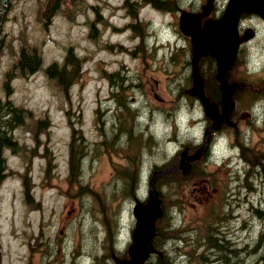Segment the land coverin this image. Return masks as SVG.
Segmentation results:
<instances>
[{
    "label": "rangeland",
    "instance_id": "1",
    "mask_svg": "<svg viewBox=\"0 0 264 264\" xmlns=\"http://www.w3.org/2000/svg\"><path fill=\"white\" fill-rule=\"evenodd\" d=\"M139 1L137 6L136 0H12L3 24L0 99L31 116L12 132L20 151L3 149L10 176L0 186V264L127 259L135 226L131 206L145 203L152 173L178 164L186 147L195 151L203 143L210 121L189 94L190 54L178 29L179 12L170 0L163 1L172 13ZM190 1L195 3L178 5L192 10ZM130 7L136 8L134 17ZM23 47L42 61L28 78L10 71ZM69 48L81 74L58 88L45 69L51 64L61 69ZM238 60V73L229 75L230 83L240 75L242 87L231 115L236 128L211 136L210 150L191 178L177 179L179 185L161 178L155 186L161 216L154 229L165 218L167 239L156 250L173 264H215L214 249L200 244L205 233L220 251H232L231 264H264V185L257 177L245 185L247 167L238 150L244 143L264 153V93L252 95L256 90L244 85L258 82L264 90V25L257 26ZM70 77L68 72L62 78ZM4 80L12 81L6 94ZM40 120L45 124L37 125ZM69 144L82 150L81 181L71 175ZM132 178L137 190L126 197ZM156 250L146 264L155 263Z\"/></svg>",
    "mask_w": 264,
    "mask_h": 264
},
{
    "label": "trees",
    "instance_id": "2",
    "mask_svg": "<svg viewBox=\"0 0 264 264\" xmlns=\"http://www.w3.org/2000/svg\"><path fill=\"white\" fill-rule=\"evenodd\" d=\"M145 2H148L150 5H152L155 8L159 9H164V10H170L168 7H165L167 5H164L161 3V0H144ZM129 2V0H128ZM137 6H139L140 1L136 0ZM12 6V0H0V55L1 52L4 48L5 45V36L3 33V24L5 23L6 17L8 13L11 10ZM130 7L129 12L132 17L136 15V8L134 10L131 9ZM133 27L137 28V25H133ZM92 29V28H91ZM92 32V30L90 31ZM71 48L67 51V54L64 59L65 65L62 66L61 69H58L55 65L51 64L45 69V75L46 77L53 81L58 88L63 87L64 89L70 84L72 85L73 82H75L78 77L80 76L81 72V63H78V61L71 55L70 52ZM239 57L237 58V61L235 63V66L233 68V71H231L230 74L233 73H238V71H235L236 68L238 67V60ZM215 61L212 59H206L205 61L203 60V63H205L204 68H200V73L201 76L204 80V91L206 97L215 104L220 103V91L218 89V84L215 79ZM63 63V64H64ZM42 61L41 57L36 53L34 49H31L28 51L26 48H21L19 52V58L17 63L12 67L10 70L11 72L13 71L17 76L21 75L23 77L28 78L29 75L38 72L41 69ZM71 73V77L69 80L66 82L65 79H63V75L66 73ZM239 77L238 75L233 82L235 86H237V89L234 94V100L237 102H240V96L238 95L237 91L239 90V87L241 86L239 82ZM12 82V81H11ZM11 82L8 84L4 81L3 88L6 94V88L8 87L9 89H12ZM211 82H214L216 85V90L213 89V84ZM244 85L251 86L254 90L252 91V95H257V96H263L264 90H260L261 86H259L258 82H253V83H245ZM13 90V89H12ZM249 98L250 96L247 95ZM245 97H243V102ZM251 99V98H250ZM251 105V104H250ZM31 113L23 108H19L13 104V102L9 99H4L0 100V184L1 181H3L8 175H5V170H6V164H5V159L1 155V150L3 148H9L12 152L17 151V144L13 140L11 136V132L17 128L19 125L25 122V119L27 117H30ZM41 125L45 124V121H41ZM39 122V123H40ZM226 129V128H225ZM70 152L71 153V160H70V165H71V175H74L77 180H82V175L83 171L81 170V164L82 161L79 162V160H83V155H82V150L78 146V150L76 149L77 147H74L73 145L70 144ZM241 149V158L246 164L247 170L245 171V185L248 186L249 184L251 185V182L249 181V177H254L258 179V181L264 185V153L261 154L259 152L255 153L252 149H250L248 146H245L244 143H242L241 146L238 147V150ZM192 152V151H191ZM248 157V158H247ZM201 162V160L197 161L196 163L193 164V170L192 172L187 175L188 179L191 178L193 175H195L194 170L196 165ZM203 174L201 173L199 177H201ZM123 177V174H122ZM187 177H183L180 173L177 174V172L167 174L166 176L162 177V180L166 179H172L175 181L177 185L180 183L177 182V179L180 181H185ZM135 179H130L129 181L126 182L125 185V196L126 197H133L136 192V187L137 184L135 183ZM25 190V189H24ZM118 190V187H115V192ZM166 226L165 223V218L160 219L157 224H156V233L154 236V239L152 241L154 249L159 250V246L163 244L164 242L167 241V239L162 236V234H165L164 229H162V226ZM164 226V228H165ZM211 233H205L203 234V237H201L200 244L201 246L204 244V250L207 248H210L211 250L214 249L216 252L217 258L215 260V264H231V253L232 251H228L226 249L220 251V247H217V245L214 243L216 242L212 240ZM111 236V233L109 232L106 237V242L109 240ZM181 242H184L185 239L182 237L180 238ZM217 243V242H216ZM182 244V243H181ZM213 245L214 248L211 247ZM178 249H181L180 247H177ZM111 249V247H110ZM156 250V251H157ZM159 254H157V258L155 263L153 264H173L172 260L170 259L169 256H167L165 253H160L157 251ZM188 255L190 252H185ZM105 254V253H104ZM214 253H212L213 255ZM180 255V254H179ZM119 259H125L124 255L119 257ZM98 263H104V259L102 257L97 260Z\"/></svg>",
    "mask_w": 264,
    "mask_h": 264
},
{
    "label": "water",
    "instance_id": "3",
    "mask_svg": "<svg viewBox=\"0 0 264 264\" xmlns=\"http://www.w3.org/2000/svg\"><path fill=\"white\" fill-rule=\"evenodd\" d=\"M263 2L264 0H229L226 10L222 15V17L219 20L206 21L204 25H200V20L197 18V16L186 12L181 13L179 20L180 30L182 31L183 34L191 36V46H192L191 74L193 78V83H192V88L190 90V95L198 99V101L200 102V104L204 109L205 115L211 121V124L206 129L203 144L199 148H197L194 153L188 155L187 151L184 150L181 153L179 164L163 171L153 172L149 180V192H148L147 203L145 205H142L141 203L136 202L131 208L132 217L135 220V226L131 234V245L128 248V258L126 260H120L114 257V261L117 264H132L131 260H133V256L130 260L129 255L134 251L135 243L140 246V251L134 264H146L150 253L154 252L152 245V240L155 231L154 223L155 220L161 216V212L158 209L160 201L157 199L158 193L155 189L156 181L171 172H181L182 175L184 176L188 175L191 171L192 163L199 161L204 156L209 146L211 133L219 130L224 125L229 127H232L234 125V123L230 120V118L235 108V101L233 99V95L235 93V85L228 83L227 76L229 70L234 64V60L236 58L239 44L248 41L252 37V34H248L247 32H245V34L241 38H239L237 32V23L243 13L253 12L255 14H258L260 18L264 19ZM251 3H253L252 9L250 6ZM255 6H257V9H254ZM210 8H211V0H209L208 9H206V12H204L202 16L209 14ZM187 18L191 20V23L187 24L186 22ZM227 24H230L228 26L229 29H226ZM187 25H189V27ZM203 30H207L208 33L205 36H203L201 39L199 38L196 42V45L199 46H195L194 41L199 36L200 32ZM225 43H226L225 52L222 55V59H220L219 56L223 51V45ZM206 56H209L210 58L214 59L216 62L217 71H216L215 79L219 84V91H220L219 105L212 103L205 96V92L203 88V80L198 70V65L200 60L202 58L204 59ZM220 61H221V65H220ZM194 79H197L196 88L194 87ZM222 87L224 88L223 93H222ZM222 104L224 105L223 113H222ZM216 117L218 119L215 121V123L212 124L213 120ZM150 199L154 200V205L156 209L154 208L155 209V212L153 214L154 217L153 218L151 217L152 219H150V224L147 227V233L141 236L140 234H138L140 229V227H138V223L141 222L139 218V209L142 208H138V206H142L144 208L145 206L148 205ZM137 234L138 237H136Z\"/></svg>",
    "mask_w": 264,
    "mask_h": 264
},
{
    "label": "flooded vegetation",
    "instance_id": "4",
    "mask_svg": "<svg viewBox=\"0 0 264 264\" xmlns=\"http://www.w3.org/2000/svg\"><path fill=\"white\" fill-rule=\"evenodd\" d=\"M173 1H174V8L176 10H181L182 8L178 5L179 0H173ZM228 1L229 0H211L212 3H211V8H210L209 14L207 16H205L204 18L201 17V14L203 12H206V8L205 7L208 5V0H198V2H195V3L193 1H191V2H189V4H194L195 8L192 9V11H189V12L197 14V16L201 19V24H203L204 22H206L208 20L220 19L222 17V15L224 14L225 10H226ZM162 4H164V3H162ZM263 4H264V2H263ZM186 8L188 9V6ZM237 25H238L237 26L238 30H240V32H241V33H238L239 37H242L243 34L247 30H252L255 33V36H256V34H257V26L264 25V19L260 18L259 15L255 14L253 12H250L249 14L244 13L240 17ZM133 30H134V33H137V29L135 27H133ZM137 37H140V35H137ZM185 39H186V43H188V46H190V38L185 36ZM248 44H242V45L239 46L237 56H240V54H242L243 48L246 45H248ZM157 47H158V45H157ZM207 58L208 57L206 56L205 59H207ZM240 88H242V87L240 86L239 89ZM235 124L237 125V123H235ZM225 127H226L225 125L222 126L218 131H222L223 129H225ZM214 136H215V134H213V137ZM211 144H212V138L210 140V143H209V146H208L207 151L205 153V156L209 152ZM185 150L188 151V154H190V151H189V149L187 147L185 148ZM193 168L194 167L192 166L191 172H192Z\"/></svg>",
    "mask_w": 264,
    "mask_h": 264
},
{
    "label": "bare ground",
    "instance_id": "5",
    "mask_svg": "<svg viewBox=\"0 0 264 264\" xmlns=\"http://www.w3.org/2000/svg\"><path fill=\"white\" fill-rule=\"evenodd\" d=\"M251 9H252V7H253V3H251ZM193 20V19H192ZM186 22H187V24L188 23H191V20H189V18H187L186 19ZM184 24V23H183ZM193 25V24H192ZM230 24H227V26H226V29H229L228 28V26H229ZM188 27H189V25H187ZM192 28V27H191ZM208 28V27H207ZM185 29H186V27H185ZM187 31V30H186ZM189 31V30H188ZM205 32V34H203ZM208 32H207V30H203V31H201L200 32V34H199V36L195 39V41H194V45L195 46H199V45H196V42H197V40L200 38H202L203 36H205L206 34H207ZM211 33V32H210ZM201 44V43H200ZM225 46H226V43L223 45V51H222V53L220 54V56H219V58L220 59H222V55H223V53L225 52ZM220 65H221V61H220ZM196 82H197V79H194V87L196 88ZM223 90H224V88L222 87V93H223ZM224 112V105L222 104V113ZM218 118L216 117L214 120H213V122H212V124L213 123H215V121L217 120ZM205 133H206V130H205V132H204V138H205ZM151 192H152V189H151ZM155 205L153 204V203H151V199L149 200V203H148V205L147 206H145L144 208H142V209H139V218H140V221L141 222H139L138 223V227H140V229H139V233L138 234H140L141 236H143V235H145L146 233H147V227H148V225L150 224V219H151V217L153 216V214H154V212H155ZM217 219V218H216ZM218 222V221H217ZM216 222V223H217ZM218 224V223H217ZM218 229V228H217ZM215 230V229H214ZM220 232V231H219ZM213 233V232H212ZM221 233V232H220ZM138 234H137V236L136 237H138ZM215 234V233H214ZM217 234V233H216ZM217 236V235H216ZM214 237V236H213ZM191 240V239H190ZM139 242H140V240H139ZM235 244V243H234ZM139 251H140V246L138 245V244H134V251L132 252V253H130V255H129V257H130V260H131V258H132V256H133V260H131L132 262V264H134L135 263V261H136V259H137V256H138V254H139ZM175 261V260H174ZM191 261V260H190ZM188 263V262H187ZM191 263V262H190ZM176 264V263H175ZM186 264V263H185Z\"/></svg>",
    "mask_w": 264,
    "mask_h": 264
}]
</instances>
